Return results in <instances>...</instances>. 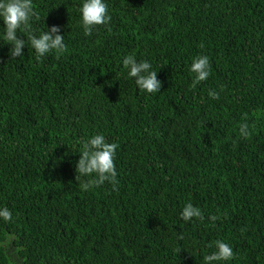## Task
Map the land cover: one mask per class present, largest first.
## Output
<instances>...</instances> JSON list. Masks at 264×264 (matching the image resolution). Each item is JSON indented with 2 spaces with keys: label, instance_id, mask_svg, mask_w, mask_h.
<instances>
[{
  "label": "trees",
  "instance_id": "obj_1",
  "mask_svg": "<svg viewBox=\"0 0 264 264\" xmlns=\"http://www.w3.org/2000/svg\"><path fill=\"white\" fill-rule=\"evenodd\" d=\"M33 2L35 34L59 26L67 51L12 59L0 39V264H203L217 239L228 264H264V0H107L91 36L83 0ZM128 55L160 93L127 77ZM198 55L211 74L193 88ZM98 133L119 183L84 192L78 150ZM188 203L203 217L182 221Z\"/></svg>",
  "mask_w": 264,
  "mask_h": 264
},
{
  "label": "clouds",
  "instance_id": "obj_2",
  "mask_svg": "<svg viewBox=\"0 0 264 264\" xmlns=\"http://www.w3.org/2000/svg\"><path fill=\"white\" fill-rule=\"evenodd\" d=\"M108 8L107 0H83L78 11L85 36H91L98 30V26H106L110 23L112 17ZM33 19H40L33 0H0V21L4 25L0 39L11 45L10 56L12 59L24 58L23 50L26 46L28 47L29 43L34 49L37 59L50 53L60 55L67 51L65 36L61 34L59 26H52L50 29L47 27L46 31L37 35L31 28L30 22ZM21 36L27 39H22ZM122 64L127 72V77L134 79L135 85L140 91L148 95L160 93L161 81L158 80V73L153 70L149 61H138L135 56L128 55L123 59ZM189 72L193 76V88L201 82H205L211 74L209 57L198 55L193 58ZM208 95L212 99L219 98L215 91H210ZM239 133L245 139L251 137L252 131L247 122L240 125ZM118 147L117 143H108L106 137L99 133L80 142L78 150L80 158L75 165L76 180L80 190L88 192L105 183L111 184L113 190L117 188L119 181L115 157ZM202 217V210L192 203L186 204L180 213V219L185 223H191L194 219ZM210 219L215 221L217 217L211 216ZM0 220L4 222L12 220V212L7 207H0ZM180 239H183V236ZM212 246L209 245V247ZM214 248L213 252L203 256V264H228L234 259V252L230 244L217 239L214 242Z\"/></svg>",
  "mask_w": 264,
  "mask_h": 264
}]
</instances>
